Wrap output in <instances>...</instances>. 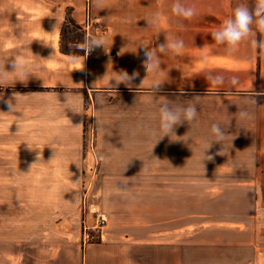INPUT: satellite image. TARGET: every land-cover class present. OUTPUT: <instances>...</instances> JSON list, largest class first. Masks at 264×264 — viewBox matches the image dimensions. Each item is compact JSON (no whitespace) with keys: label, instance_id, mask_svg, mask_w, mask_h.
<instances>
[{"label":"rangeland","instance_id":"rangeland-1","mask_svg":"<svg viewBox=\"0 0 264 264\" xmlns=\"http://www.w3.org/2000/svg\"><path fill=\"white\" fill-rule=\"evenodd\" d=\"M240 2L181 0L196 14L174 15L175 26L217 30ZM244 2L253 7L256 0ZM140 6L136 0H0V264H88V254L110 249L108 232L122 235L138 218L174 219L180 236L159 249V264H264V179L101 178L90 95L7 82L28 72L30 52L13 45L23 30L36 29V19L59 23L60 49L85 55L87 14L101 20L93 30H137ZM40 114L47 119L42 128ZM97 212L106 213L105 225L97 224Z\"/></svg>","mask_w":264,"mask_h":264},{"label":"crops","instance_id":"crops-1","mask_svg":"<svg viewBox=\"0 0 264 264\" xmlns=\"http://www.w3.org/2000/svg\"><path fill=\"white\" fill-rule=\"evenodd\" d=\"M31 2L38 4L42 0H29ZM136 2L141 4V17L135 24L137 30H105L102 34L104 48L90 56L63 52L59 23L52 25L48 20L36 19V29L23 30L13 45H22L15 50L30 52L26 58L32 62L24 64L28 72L22 78L7 82L50 89L70 87L90 95L95 146L100 152L95 174L101 178L264 179V51L254 49L251 38L229 51L228 45L217 44L212 38L215 30H191L185 23L176 27L171 12L176 0ZM144 3H150L149 7L145 6L146 10ZM157 11L161 12L157 23L145 22L143 15L147 14L151 21ZM167 35L184 41L181 53H157L161 69L146 73L140 44L148 43L150 50L156 49L166 43ZM257 38L264 39V35L257 33ZM84 57V67L80 69ZM134 71L139 75L131 86L124 83L111 86L115 81H109L110 78L118 77L121 72L131 75ZM217 76L224 77L223 85L210 83L209 77ZM233 78L238 83L231 84ZM160 80H163L161 87L152 98L150 86ZM249 96H255L256 105L247 103ZM196 100L199 102L196 120L192 125L184 123L174 130L177 137L182 138L187 133L191 140L184 143L172 140L177 137L170 135L156 141L160 134L161 103L175 109ZM242 108L249 110L250 118H240ZM83 116L80 112V118ZM227 120L230 121L227 136L222 144L212 142L206 150V155H211L212 159L203 160V147L214 135L211 125L219 122L223 127ZM46 121L40 114V128ZM123 227L122 235L108 232L110 249L103 254H88V264H108V261L118 264V260L126 264L122 254L125 248L130 249L132 264H159L160 256L164 259L159 249L173 247L176 235L180 236L176 233L174 219L138 218Z\"/></svg>","mask_w":264,"mask_h":264},{"label":"clouds","instance_id":"clouds-1","mask_svg":"<svg viewBox=\"0 0 264 264\" xmlns=\"http://www.w3.org/2000/svg\"><path fill=\"white\" fill-rule=\"evenodd\" d=\"M171 12L177 17H181L184 19H191L196 13L193 7H186L180 0H176V2L171 6ZM161 17V12L157 11L152 14L151 21L147 20V23H157ZM255 28V32L253 29ZM257 33L264 35V0H256L255 5L253 7H249L244 0H241L240 3L236 4L233 8L231 15L226 18L221 27L211 33L212 38L216 41L217 44H226L229 46V51L235 49L240 42L244 41L245 39L251 38V45L254 49L259 51H264V39H258ZM159 32L155 33V36L158 38ZM104 37L102 35H90L85 37V43L81 47L80 50H83L86 53H90L96 48L103 47L104 48ZM143 53H144V60L142 62L143 67L148 72H155L157 69L160 68L161 61L157 53H165L167 51H171L174 55H179L181 50L184 47V41L180 39H175L170 35L166 36V43H161L157 46L156 49L150 50L148 47V43L140 44ZM84 57L82 61V67H84ZM139 75L138 72H133L129 75L127 72L119 73L118 77L110 78V80H114L115 84L111 85L112 87L118 86L120 83H124L127 86H131V82ZM210 83L212 85H223L224 77L217 76V77H209ZM163 80L157 81L153 83L151 88V95L154 98L155 94L159 91ZM231 84H236L238 81L233 78L230 81ZM218 94V92H217ZM258 95V94H256ZM9 106V111L12 110L13 105L7 101L6 102ZM198 100L191 101L188 103L186 107L180 106L175 109H172L168 106L167 103H161L159 106V136L156 139H162L165 136H175V128L184 124L188 123L192 125V123L197 118V107ZM247 103L256 105L257 101L255 96H249L247 98ZM239 116L241 119L250 118V112L247 108H242L239 112ZM230 121L227 120L223 123V127L221 123L216 122L211 125V133L214 135L211 136L208 141L205 143L203 147V160H211V155H206V150L209 149L212 145V142H218L222 144V141L227 136V127ZM233 137L231 138V140ZM172 140H180L184 143H188L191 140V137L185 133L184 136L177 137V139ZM155 141V142H156ZM224 154V153H220ZM126 258V264H132L131 256H130V249L125 248L123 249L122 253Z\"/></svg>","mask_w":264,"mask_h":264},{"label":"built area","instance_id":"built-area-1","mask_svg":"<svg viewBox=\"0 0 264 264\" xmlns=\"http://www.w3.org/2000/svg\"><path fill=\"white\" fill-rule=\"evenodd\" d=\"M94 26L95 27L101 26V20L99 18L92 17L90 14H87L86 18L84 20V26H83L85 37L90 36V35H97V34L102 35L105 32V30H93ZM100 48L94 49L89 54L96 53L98 50H100ZM86 54H88V53H86ZM96 215H97L96 216L97 224H99L100 226L105 225L107 222L106 213L105 212H97Z\"/></svg>","mask_w":264,"mask_h":264},{"label":"trees","instance_id":"trees-1","mask_svg":"<svg viewBox=\"0 0 264 264\" xmlns=\"http://www.w3.org/2000/svg\"><path fill=\"white\" fill-rule=\"evenodd\" d=\"M62 51L65 52V53H68V54H70V55H74V56L81 55V53H78V54H71V53L67 52L66 50H62Z\"/></svg>","mask_w":264,"mask_h":264}]
</instances>
